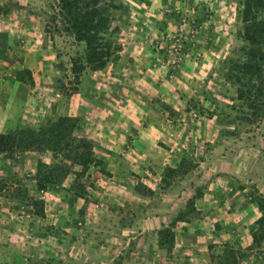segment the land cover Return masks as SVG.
Segmentation results:
<instances>
[{"label": "rangeland", "instance_id": "rangeland-1", "mask_svg": "<svg viewBox=\"0 0 264 264\" xmlns=\"http://www.w3.org/2000/svg\"><path fill=\"white\" fill-rule=\"evenodd\" d=\"M242 1L105 0L119 51L93 71L58 0H0V133L61 124L54 151L0 154V264H264Z\"/></svg>", "mask_w": 264, "mask_h": 264}, {"label": "trees", "instance_id": "trees-1", "mask_svg": "<svg viewBox=\"0 0 264 264\" xmlns=\"http://www.w3.org/2000/svg\"><path fill=\"white\" fill-rule=\"evenodd\" d=\"M105 0H58V8L62 22L66 25L68 31L74 34L76 40L81 41L85 45V65L90 70L98 71L105 68L111 57L119 51V46L113 37L108 33L110 29L111 17L108 9L104 6ZM243 9L241 12V20L243 23V40L251 46L257 47V50L250 48L247 51V61L239 68L245 71L250 77L260 75L264 72V0H243ZM264 49V48H263ZM115 52V53H114ZM76 63H72V75L79 83V72L83 67H75ZM86 67V66H85ZM237 78L229 76L228 79ZM72 83V82H70ZM241 96L246 94L238 89ZM258 93L262 90L258 89ZM77 93V87L67 89V96ZM246 93H250L247 91ZM69 121V118L61 120V122ZM61 124L52 125L45 129L16 128L7 133H0V154L10 155L20 149H31L41 147L51 150L57 149L55 144L57 141V130ZM71 135V130L68 131ZM82 146L86 150L91 149L88 141L82 140ZM55 148V149H54ZM91 159L85 158L81 165H86ZM42 165V164H41ZM42 166H46L45 164ZM47 167V166H46ZM51 169L59 168L57 165H48ZM48 171V170H47Z\"/></svg>", "mask_w": 264, "mask_h": 264}, {"label": "crops", "instance_id": "crops-1", "mask_svg": "<svg viewBox=\"0 0 264 264\" xmlns=\"http://www.w3.org/2000/svg\"><path fill=\"white\" fill-rule=\"evenodd\" d=\"M0 95H1V92H0ZM7 107H9V106H7ZM15 107H19V109H24V108H25V107L22 105V103L19 104V105H16ZM0 111H1V109H0Z\"/></svg>", "mask_w": 264, "mask_h": 264}, {"label": "built area", "instance_id": "built-area-1", "mask_svg": "<svg viewBox=\"0 0 264 264\" xmlns=\"http://www.w3.org/2000/svg\"><path fill=\"white\" fill-rule=\"evenodd\" d=\"M177 61V58L173 59L172 63L176 62Z\"/></svg>", "mask_w": 264, "mask_h": 264}]
</instances>
